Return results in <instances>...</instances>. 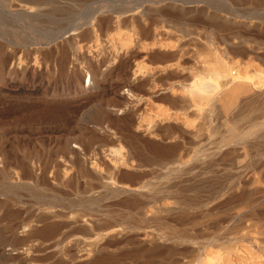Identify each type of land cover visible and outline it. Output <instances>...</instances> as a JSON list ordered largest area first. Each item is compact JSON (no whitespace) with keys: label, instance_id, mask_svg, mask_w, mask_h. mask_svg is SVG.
<instances>
[{"label":"rangeland","instance_id":"374dc122","mask_svg":"<svg viewBox=\"0 0 264 264\" xmlns=\"http://www.w3.org/2000/svg\"><path fill=\"white\" fill-rule=\"evenodd\" d=\"M47 1L48 3L40 5V14L35 19L20 21L4 13L7 7L0 2L1 31L9 35L20 34L27 42L31 34L38 36L34 44L19 45V55H26L28 48L36 46L37 49L31 52L30 59L32 63L37 59L36 64L40 66L41 72L34 78L35 86L15 84L10 88L0 87L3 93L0 94V145H4L8 155L9 159L6 160L11 161L10 157L14 156V152L19 159L24 153H31L29 164L33 165L34 171L32 175H25L20 167L13 164H6L4 167L0 165L7 176L12 177L0 178V233L4 239L6 254L0 256V264H57L60 260L58 264L73 263L60 253V248L66 246V243L69 244L80 233H71L70 228L62 222L48 220V225L40 223L33 233L27 235L25 241H20L24 239L23 235L20 236L14 231L22 222L42 216V211L47 206L45 202L50 200L58 204L56 209L67 215L82 210L88 216H96L99 218V225L104 229L101 232L119 228L120 235H106L105 240L103 239V242L107 239L108 248L102 254H109L110 259L108 256L103 260L99 257L101 262H94L95 257L91 255V264H196L197 254L204 250L220 255L222 264H228L229 261V264H264V200L261 197L264 194V127H255L252 134L241 140L227 144L222 142L228 135L222 123L233 125L239 130H247L253 124L264 121V98L259 96L261 102L257 101L256 108L234 123L232 116L239 113L238 110L243 106L241 103L230 114L223 115L217 109H209V105L205 103L203 107H206V111L195 112L196 108L189 106L183 99L187 97L184 85L198 75H206V67L213 65L211 54L214 51L225 60H249V64L257 69L255 71L264 75V0ZM116 10L128 11L117 13ZM215 13L222 17L217 24L206 17ZM109 17L112 18L111 23H108ZM98 18L99 52L96 53L94 49L93 52H84L87 55L91 52V58L99 62V72L106 74L104 78L99 75V98L91 102H75L70 97L66 99L69 103L64 102L67 106L65 108L63 104L59 106L55 102L49 109H45L39 101L44 91H60L64 86L72 89L71 80L64 81L57 73L54 80H47L46 70H57L63 61L67 66L72 65L70 60L79 64L78 66L86 64L80 59L82 52L79 51V46L73 55L61 43L73 32L72 29L77 23L83 26L76 31L84 28L92 30L93 27L97 29ZM243 37L250 39L248 45L255 47L256 55L251 52L238 53L231 49V45H237ZM56 44L61 46L57 48ZM239 69L240 67L234 68L236 73H232V76L237 75ZM87 79L85 75L83 82L86 83ZM230 80L222 79L219 84L223 89L229 88ZM249 81L254 83L256 77ZM171 85H174L172 91ZM128 89L134 94L130 96ZM96 108L106 109L104 111L109 115L99 119V133H92L93 123L89 120ZM123 109L134 112V117L131 119L124 116ZM173 113H177L175 118L169 116ZM167 116L166 120H162ZM168 120L170 121L167 122ZM77 123L84 126L83 131L78 128ZM148 123H152L153 129L152 126L151 129L147 128L150 124H145ZM155 124L157 125L154 127ZM83 133L85 136H82ZM64 141L69 147L75 148L76 145L75 149H79L76 152H79L80 157L83 156L80 162L72 153L64 156L59 151L58 147L61 148ZM116 147L122 148L125 153H121L125 156L131 151L140 154V162L134 158L133 167H117L119 162L116 165V160L115 163L111 161L114 155V159H117V155L113 153ZM109 151L111 155L113 153V157H110ZM71 156L76 161L69 164L67 180L61 184L57 163ZM93 156L100 158L99 168L92 165L95 163ZM155 157L165 159L159 161ZM174 159L184 164L183 169L177 177L170 174L166 178L163 173L169 170ZM82 160L85 161V166L81 165ZM118 168H122L121 171ZM122 170L128 171L123 173ZM122 174H126V177ZM16 175L18 180L14 178ZM245 177H248V182ZM242 181L246 183L243 184ZM119 182L132 186L144 184L142 190L149 197L123 194L112 196L110 190L117 187ZM252 191L262 195L258 197ZM250 192L261 201H248L246 194ZM165 194L169 197L158 202V198ZM93 198H96L95 202L87 207L86 202ZM74 200L77 204L72 205ZM158 205L171 210L157 212ZM49 227L53 230L49 231ZM29 245H37L38 249L37 246L29 248ZM228 245L231 249L227 248Z\"/></svg>","mask_w":264,"mask_h":264},{"label":"bare ground","instance_id":"6f19581e","mask_svg":"<svg viewBox=\"0 0 264 264\" xmlns=\"http://www.w3.org/2000/svg\"><path fill=\"white\" fill-rule=\"evenodd\" d=\"M6 0H0L1 3H4V7L6 6L7 8L4 9V13H6L8 16L16 18L17 20L20 21V19H28V20H32L35 19V17L39 16L40 14V5H42L43 3H48L47 0H17L18 2L16 3L15 1H11V0H7L8 2H5ZM11 1V2H10ZM262 1V0H260ZM153 2V1H152ZM264 2V1H262ZM155 4V3H154ZM163 4V3H162ZM166 6V5H165ZM163 9V8H162ZM128 10H116L115 12L117 13H125ZM151 12V11H150ZM158 14V13H155ZM154 14V15H155ZM109 15V14H108ZM118 16V15H117ZM206 17L208 18L209 21H213L219 23V20H222L221 15H219L218 13H215L213 15H206ZM127 18V17H126ZM125 18V20H126ZM111 19L109 17L108 23H111ZM157 19V18H156ZM77 20L74 19V21ZM128 20V18H127ZM225 20V19H224ZM227 20V19H226ZM225 20V21H226ZM96 25H97V29H95L94 27L92 28V30H89L88 28H84L80 31H76L79 27H82L83 24L80 25V23H77L72 30L73 32L68 34L66 36V40L61 43L63 45L66 46V48L69 50L70 53H72L73 55L76 54L77 51V46H79V51L80 52H88V50L92 51V49H94V51L97 53L99 52V18L96 19ZM123 21V20H122ZM244 22V21H243ZM87 24V23H84ZM221 24V22H220ZM79 25V26H78ZM135 25V24H134ZM1 27V26H0ZM223 27V26H222ZM226 27V26H225ZM237 27V26H236ZM141 28V27H140ZM261 28V27H260ZM122 29V28H121ZM120 29V30H121ZM144 29V28H143ZM159 29V28H158ZM218 29V28H217ZM228 29V28H227ZM16 31V30H15ZM109 31V30H108ZM221 31H223L221 29ZM255 31V30H254ZM257 31V30H256ZM263 31V30H262ZM106 32V31H105ZM104 32V33H105ZM116 32V31H115ZM114 32V33H115ZM131 32V31H130ZM143 32V31H142ZM145 32V31H144ZM156 32V31H155ZM188 32V31H187ZM259 32V30H258ZM120 33V32H118ZM128 33V32H126ZM164 33V32H163ZM109 34V33H108ZM112 34V33H111ZM110 34V36H111ZM116 34V33H115ZM129 34V33H128ZM131 34V33H130ZM146 34V33H145ZM157 34V33H156ZM57 35V33H56ZM107 35V34H106ZM117 35V34H116ZM249 35V34H248ZM127 36V35H126ZM125 36V37H126ZM146 36V35H145ZM225 36V35H224ZM30 37V40L24 41L23 37L20 34H15V35H9V33H4L3 31L0 30V87L3 88H10L12 86H15V84H18L20 86H35L34 85V78L37 74H40L41 72H39L40 66L38 64H36V60L34 63H32L33 61L30 59V54L31 52H33L34 50L37 49L36 46H33L32 48H28L26 50V55L24 56H20L19 53H21V51H19V45H21L22 43H26V44H34L37 41V37L34 34H31L30 36H28V38ZM42 37V36H41ZM106 37V36H105ZM152 37V36H151ZM149 38V37H148ZM154 38V37H153ZM224 38V37H223ZM42 39V38H41ZM107 39V38H105ZM145 39V38H144ZM152 39V38H151ZM160 39V38H159ZM143 40V39H142ZM155 40V39H153ZM235 40V39H234ZM250 41L249 38L247 37H243V39L236 45L232 44L231 45V49H233L235 52L238 53H254L255 55L257 54V52L255 51V47H250L248 44V42ZM122 42V41H121ZM120 42V43H121ZM123 42L126 43V41L124 40ZM127 42L129 43V41L127 40ZM145 42V41H144ZM143 42V43H144ZM148 42V41H147ZM161 42V41H160ZM61 44H56V47H60ZM124 44V43H123ZM132 44V43H131ZM158 44V43H157ZM142 45V44H141ZM154 45V44H153ZM160 45V43H159ZM30 46V45H29ZM120 46V45H119ZM124 46V45H123ZM130 46V45H129ZM143 46V45H142ZM146 46V45H145ZM156 46V44H155ZM163 46V45H162ZM23 47V46H22ZM36 47V48H35ZM127 47V46H126ZM131 47V46H130ZM165 47V46H164ZM51 48V47H50ZM125 48V47H124ZM128 48V47H127ZM144 48V47H143ZM61 49V48H60ZM146 49V48H144ZM48 50V49H47ZM62 50V49H61ZM121 50V49H120ZM151 50V49H150ZM160 51V50H159ZM67 52V51H66ZM86 52H84L83 54H81V58L83 59L86 63L85 66H78L79 64L75 63V61H71L72 65H68L64 63H61V66L57 69V70H46V77L47 80L53 78L56 73L58 74L60 79H63L64 81L67 79H70L72 82V89H69L68 87L64 86L62 87V89L60 91L57 90H52L51 93H48L47 91H44L40 97H39V101L41 102V104L43 105V107L45 109H49L51 107V105L55 102L59 103V106H61L63 104V107H67L66 105H64V102L69 99L70 97L75 99V102H79V101H83V100H90V102L96 98H99V88H100V78L99 75L102 76V78L105 77V73H100L99 71V62L98 60L94 61L91 57L92 55L90 54L91 52H89V54L91 56H88L87 54H85ZM93 52V51H92ZM105 52V51H104ZM121 52V51H119ZM126 52V51H125ZM134 52V51H133ZM259 52V50H258ZM261 52V51H260ZM69 53V54H70ZM264 54V52H263ZM116 55V54H115ZM134 55V54H133ZM213 56V65H208L206 67V75H198L196 78H194L193 80H191L189 83H187L186 85H184L185 90L187 91V97L183 98L184 101L186 103L189 104V106H194L196 109L195 112H199V111H206V107L204 106V103L209 105V109H217V111L220 114L223 115H227L230 114V112H232V110L237 107L239 105V103L243 104L242 108L239 111L238 114L233 115L232 119L234 120L233 123L239 119H241L242 117H244L245 115L249 114L250 111H253L256 106L255 104L257 103L258 100H260L259 98L261 97L262 99L264 98V75L262 73L256 72L255 71V66H251L249 64V60L248 62L245 60H225L224 58L221 57V55L217 54L215 51L212 52L211 54ZM243 55V54H242ZM253 55V54H251ZM250 55V56H251ZM105 56V55H104ZM263 56V55H262ZM36 57V56H35ZM52 57V56H51ZM94 57V56H93ZM126 57V56H125ZM246 57V56H245ZM110 58V57H109ZM108 58V59H109ZM244 58V57H243ZM49 59V58H48ZM58 59V58H57ZM76 60H78L77 58H75ZM110 60V59H109ZM53 61V60H52ZM114 61V60H112ZM177 61V60H176ZM49 62V61H48ZM68 62V61H67ZM128 62V61H127ZM131 62V61H130ZM129 62V63H130ZM179 62V61H178ZM255 62V61H254ZM110 63V62H109ZM177 63V62H176ZM174 63V65L176 64ZM59 64V63H58ZM108 64V63H107ZM180 64V63H179ZM174 65H172L174 67ZM254 67L253 69L250 68ZM43 67V66H42ZM120 67V66H119ZM140 67V66H139ZM178 67V66H177ZM240 67L237 75L232 76V73H236L234 71V68ZM141 68V67H140ZM147 68V67H146ZM165 68V67H164ZM172 68V67H170ZM242 68L244 70H242ZM166 69V68H165ZM104 70V69H103ZM138 70V69H137ZM140 70V69H139ZM158 70V69H157ZM170 70V69H168ZM173 70V69H172ZM242 70V71H240ZM257 70V69H256ZM130 72V71H129ZM128 72V73H129ZM137 72V71H136ZM30 73V77H28V74ZM100 73V74H99ZM107 73V72H106ZM159 74V73H158ZM85 75L87 76V80L86 83L83 82V78L85 77ZM143 75V74H142ZM138 76V75H136ZM153 76V75H152ZM162 76V75H161ZM107 77V76H106ZM159 77V76H158ZM157 77V78H158ZM176 77V76H175ZM252 77H256V83L254 82H250L249 79ZM113 78V77H112ZM150 78V77H149ZM162 78V77H161ZM119 79V78H118ZM159 79V78H158ZM222 79H231L230 83H231V87L229 88H225L223 89L220 84L219 81ZM54 80V78H53ZM102 80V79H101ZM135 81V80H134ZM145 81V80H144ZM155 81V80H154ZM102 82V81H101ZM147 82V81H146ZM69 83V81H68ZM139 85V84H138ZM176 86V84H174ZM171 85L170 87V91H172V88H174ZM46 86V85H45ZM105 87V86H104ZM111 87V86H110ZM114 87V86H113ZM139 87V86H138ZM152 88V87H151ZM29 89V88H28ZM140 89V88H139ZM19 90V89H18ZM144 90V89H143ZM150 90V89H149ZM178 90V89H177ZM115 91V90H114ZM256 91H261V93H256ZM5 92V91H4ZM175 92V91H174ZM0 94L3 95V93ZM20 94V93H19ZM27 94V93H26ZM104 94V93H103ZM118 94V93H117ZM126 94V93H125ZM128 94L131 96L132 94V90L128 89ZM174 94V93H173ZM22 95V94H21ZM8 96V95H7ZM23 96V95H22ZM125 96V95H124ZM147 96V95H146ZM260 96V97H259ZM134 97V96H133ZM137 97V96H136ZM71 98V100H72ZM122 98V97H121ZM149 98V97H148ZM155 98V97H154ZM27 99H31V97H27ZM73 99V100H74ZM113 99L115 100V98L113 97ZM117 99V98H116ZM126 99V98H125ZM2 100V99H1ZM70 100V102H71ZM109 102V100H108ZM125 102V100H124ZM128 102V101H127ZM126 102V103H127ZM132 102V100H131ZM261 102V100H260ZM13 103V102H12ZM15 103V102H14ZM36 103V102H35ZM69 103V100L68 102ZM113 103V100H112ZM39 104V103H38ZM37 104V105H38ZM61 104V105H60ZM77 104V103H76ZM94 104V103H93ZM111 104V103H110ZM125 104V103H124ZM262 104V103H261ZM35 105V104H33ZM52 105V106H53ZM70 105V104H69ZM108 105V104H107ZM113 105V104H112ZM135 105V104H134ZM110 106V105H109ZM108 106V107H109ZM260 104L258 105L259 109L260 108ZM19 107V106H18ZM70 107V106H69ZM75 107V106H74ZM98 107V106H97ZM77 108V107H76ZM115 108V107H114ZM134 108V107H133ZM53 109V108H52ZM83 109V108H82ZM97 109V108H96ZM21 110V109H19ZM63 110V109H62ZM66 110V109H64ZM89 111V109H86V111ZM106 110V109H104ZM102 108H98L94 115H92V117L90 118L89 121H91L93 123V128L91 129L92 133L93 132H97L99 133V119L102 118H106L107 115H109V113L107 114L106 111H104ZM124 110V109H123ZM134 110V109H133ZM197 110V111H196ZM9 111V110H8ZM18 111V110H17ZM60 111V110H59ZM208 111V110H207ZM2 113V111H0ZM132 111H126L124 110L125 115L124 116H128L129 118L134 117L133 113H131ZM11 113V112H10ZM21 113V112H20ZM58 113V112H57ZM111 113V112H110ZM66 114V112L64 113V115ZM164 114V111L163 113ZM175 114L177 113H173L169 116H175ZM198 114V113H197ZM9 115V114H8ZM38 115V114H37ZM78 115V114H77ZM135 115V114H134ZM35 116V115H33ZM82 116V115H81ZM119 116V115H118ZM123 116V117H124ZM157 116V115H156ZM166 116V115H165ZM177 116V115H176ZM188 116V115H187ZM37 117V116H36ZM63 117V116H62ZM89 117V116H88ZM116 117V116H115ZM122 117V116H121ZM121 117L119 119H121ZM246 117V116H245ZM70 118V117H69ZM137 118V117H136ZM141 118V117H140ZM157 118V117H156ZM160 118V117H159ZM168 118L165 117L162 120H166ZM175 118V117H174ZM111 119V118H110ZM132 119V118H131ZM129 119V120H131ZM177 119V118H176ZM64 120V119H63ZM62 120V121H63ZM122 120V119H121ZM172 120V119H171ZM186 120V119H185ZM188 120V119H187ZM186 120V121H187ZM65 121V120H64ZM112 121V120H111ZM114 121V120H113ZM112 121V122H113ZM117 121V120H116ZM119 121V120H118ZM140 121V120H139ZM170 120H168L167 122H169ZM226 121V120H225ZM68 122V121H67ZM90 122V123H91ZM110 122V121H109ZM108 122V123H109ZM133 122V121H132ZM156 122V121H154ZM161 122V121H160ZM153 123V122H152ZM152 123H148L145 125H149L147 128H150V126H152ZM6 124V123H5ZM116 124V123H115ZM119 124V123H118ZM154 124V123H153ZM165 124V123H164ZM163 124V125H164ZM77 125L79 126V124L77 123ZM110 125V124H109ZM124 125V124H123ZM138 125V124H137ZM140 125V123H139ZM143 125V124H142ZM141 125V126H142ZM157 124L154 125V127ZM162 125V124H160ZM33 126V125H32ZM87 126V125H86ZM122 126V125H121ZM130 126V125H129ZM222 126L226 128V130L228 131V135L222 139V142L224 144H227L231 141H237V140H241L246 136H249L250 134L253 133L254 128L255 127H264V121L262 122H258L253 124L250 128H248L247 130H239L238 128H236L235 126H227L224 123H222ZM84 126L81 127V124L78 128H83ZM90 127V126H89ZM135 127V126H134ZM139 127V126H138ZM146 127V126H145ZM77 128V129H78ZM88 128V127H87ZM86 128V129H87ZM119 128V127H118ZM131 128V127H130ZM153 129V126L151 127ZM150 128V129H151ZM162 128V127H160ZM89 129V130H90ZM146 129V128H145ZM165 129V128H164ZM84 129H82L83 131ZM110 130V129H109ZM123 130V129H122ZM126 130V128H125ZM138 130V129H137ZM148 130V129H147ZM88 131V130H87ZM86 131V132H87ZM111 131V130H110ZM114 131V130H113ZM132 131V130H131ZM136 131V130H135ZM154 131V130H153ZM156 131V130H155ZM85 132V131H84ZM90 132V131H89ZM78 133V132H77ZM135 134V133H134ZM155 134V133H154ZM1 135V134H0ZM73 135V134H72ZM76 135V134H75ZM122 135V134H121ZM140 135V134H139ZM153 135V134H152ZM151 135V136H152ZM159 135V134H158ZM157 135V136H158ZM81 136V134H80ZM80 136H78V138H80ZM82 136H85L84 133ZM81 136V137H82ZM89 136V135H88ZM156 136V135H155ZM118 137V136H117ZM5 138V137H4ZM3 138V139H4ZM91 138V137H90ZM161 138V137H160ZM73 139V138H71ZM81 139V138H80ZM84 139V138H83ZM150 139V138H149ZM2 140V139H1ZM76 140V139H75ZM79 140V139H78ZM77 140V141H78ZM11 141V140H10ZM9 141V142H10ZM81 141V140H80ZM83 141V140H82ZM66 141H64V144L61 148L58 147L59 151L61 150V152L63 153L64 156H67L68 154L72 153L71 155L75 158H77L80 162V158L83 157L79 155V152H76V150L79 149H75L76 145H74L75 148L73 147H69L68 144L65 143ZM76 142V141H75ZM174 142V141H173ZM149 143V142H148ZM13 144V143H12ZM61 144V143H60ZM10 146H12L10 144ZM14 146V145H13ZM21 146V145H20ZM3 146L0 145V165L1 166H5L6 164H13L15 166H17L18 168L20 167L23 171L22 174H29L32 175L33 174V168L32 166L29 164V158L31 156V153H24L23 157H21L20 159L17 158L16 152H14V156H11L13 158L10 157L11 161H7L8 155L6 154V150L3 148ZM6 147V146H5ZM35 147V146H33ZM121 147V146H120ZM41 148V147H40ZM84 148V146H83ZM113 148V147H111ZM152 148V147H151ZM9 149V148H8ZM14 149V148H13ZM11 148V150H13ZM21 149V148H20ZM24 149V148H23ZM30 149V148H29ZM110 149V148H109ZM122 149V148H121ZM120 148H114L113 153H115L117 155V159H114L113 157V153L111 155L110 152V157H113L111 159V161L116 160V165L119 162V165L117 167H121V165L123 167H125L126 165H129L131 167L134 166V163L132 162L134 160V158L137 160H139L140 162V158L141 155L138 153H135L134 151H131L129 154H127V156H125V154H122L121 152L124 150H121ZM241 149V148H240ZM18 150V149H17ZM121 150V151H120ZM16 151V150H15ZM55 151V150H54ZM153 151V150H152ZM53 152V151H52ZM81 152V150H80ZM99 152V151H98ZM227 152V151H226ZM225 152V153H226ZM19 153V152H18ZM125 153V152H124ZM102 154V153H101ZM12 155V154H11ZM33 155V154H32ZM62 155V156H63ZM97 155V154H95ZM224 155V154H223ZM71 157H66L64 158V160H60L61 162L57 163V168H58V173H59V182L61 184H64L67 180L66 175H68L67 171H68V166H70L69 164H73L74 158ZM99 156V155H98ZM96 156L95 157V161L94 158L92 159V161H94L95 163H93L92 165L95 164V166L97 168H99V160L100 158ZM102 156V155H101ZM225 156V155H224ZM224 156H222L224 158ZM228 156V153H227ZM139 157V158H138ZM233 157V156H232ZM8 158V159H7ZM106 158V157H105ZM108 158V157H107ZM156 158V157H155ZM228 158V157H227ZM264 158V157H263ZM7 159V160H6ZM63 159V158H62ZM103 160V158H101ZM156 159H158L159 161H163L165 158L164 157H157ZM183 159V158H182ZM221 160V158H219ZM232 159V158H231ZM184 160V159H183ZM182 160V161H183ZM229 160V159H228ZM32 161V160H31ZM110 161V159H109ZM102 162V161H101ZM104 162V160H103ZM102 162V164H103ZM107 162V161H106ZM121 162H123L124 164H122ZM186 162V161H183ZM109 163V162H108ZM115 163V162H114ZM113 163V164H114ZM121 163V164H120ZM112 164V165H113ZM48 165V164H47ZM81 165L85 166V161L83 162V160L81 161ZM108 165H111V163H109ZM115 165V164H114ZM184 164L179 161V160H172V165L169 168V170L164 174V176L166 178H169V175H173L174 177H177L180 172L182 171V166ZM263 165V164H262ZM11 166V165H10ZM79 166V164L77 165ZM14 167V166H13ZM91 167V166H90ZM93 167V166H92ZM95 167V168H96ZM105 167V166H104ZM115 166V168H117ZM190 167V166H189ZM16 168V167H15ZM15 168L13 170V172L15 171ZM39 168V167H38ZM37 168V169H38ZM114 168V169H115ZM118 168V169H119ZM130 168V167H128ZM8 169H10V167H8ZM13 169V168H12ZM81 169V167H80ZM117 169V170H118ZM122 169V168H121ZM121 169H119L121 171ZM132 169V168H130ZM257 169V168H256ZM261 169V168H260ZM41 170V169H40ZM47 171V169H45ZM99 170V169H98ZM124 170V169H123ZM122 170V171H123ZM134 170V169H133ZM136 170V169H135ZM12 171V170H11ZM10 171V172H11ZM72 171V170H71ZM83 171V170H82ZM119 171V172H120ZM128 171V170H126ZM125 171V172H126ZM138 171V170H137ZM16 172V171H15ZM14 172V173H15ZM123 171V173H125ZM112 173V172H111ZM134 173V172H131ZM17 174V173H16ZM56 174V173H55ZM119 174V173H118ZM136 174V173H135ZM23 175V176H25ZM44 175V174H43ZM46 175V174H45ZM121 175V172H120ZM119 175V176H120ZM123 175V174H122ZM126 175V174H125ZM123 175V176H125ZM138 175V173H137ZM252 175V174H251ZM254 175V174H253ZM22 176V175H21ZM117 176V175H116ZM255 176V175H254ZM253 176V177H254ZM14 177V176H13ZM27 177V176H26ZM42 177V174H41ZM40 177V178H41ZM45 177V176H44ZM126 177V176H125ZM252 177V176H251ZM0 178L1 179H11V176H7V173L5 172V169H3L2 167L0 168ZM17 179V175L16 177H14ZM25 178V177H24ZM121 178V176H120ZM248 178V177H247ZM247 178L245 177V180L248 182L249 179L247 180ZM255 178V177H254ZM252 178V179H254ZM258 178V177H257ZM44 179V178H43ZM99 179V177H98ZM122 179V178H121ZM251 179V178H250ZM251 179V180H252ZM262 179V177L260 178ZM259 179V180H260ZM18 180V179H17ZM47 180V178H46ZM84 181V180H83ZM120 181V180H119ZM261 181V180H260ZM46 182V181H45ZM85 182V181H84ZM125 182V181H124ZM246 183L245 181H242V183ZM253 182V181H252ZM243 183V184H244ZM136 184V183H134ZM242 185V184H241ZM262 185V184H261ZM243 186V185H242ZM245 186V185H244ZM145 187V185H140V186H132V185H128L126 183H122L119 182L118 186L115 188H112L110 190V194H112V196H118L120 194L126 195V196H136V195H141L144 197H149L148 194H146L144 192V190H142ZM243 189V188H242ZM246 191V190H245ZM249 191V188L247 190V192ZM256 192V190H253ZM252 191V192H253ZM259 192V190H257ZM262 191V190H261ZM169 193V192H166ZM264 192H262L263 194ZM254 195H259L253 192ZM253 194L247 193L246 194V199L248 201L251 202H259L261 200H259V196L262 195L260 194L258 197L254 196ZM264 195V194H263ZM262 200H264V196ZM151 196V195H150ZM236 196V195H235ZM241 196V194H240ZM245 196V195H244ZM38 198H41L40 196H37ZM165 197H169L168 194L162 195L161 198H158V202H161L163 198ZM245 198V197H243ZM1 199V198H0ZM51 199V198H49ZM99 199V198H97ZM96 198L91 199L89 201L86 202V206H90L91 204H93L95 202ZM232 201V200H231ZM234 201V200H233ZM135 202V201H134ZM236 202V201H235ZM47 204V206L43 209L42 211V216H35L32 219H29L27 221L24 222H20L21 224L17 227L14 228L15 233H19V235L21 236V234L23 235L24 239H20V241H25L27 235L29 236L31 233H33L35 231V229H37L38 225L41 223H46V221H59L62 222L63 224H65L67 227L70 228L71 233H80V235H76L74 236L70 243H66V246H62L60 248V253L64 254L68 260L70 262H73L72 264H91V260H90V256H94L95 257V261H99V257H102L105 259L106 256H108L109 254H102L107 248V239L106 241L103 242V239L106 238V235L109 236H115L116 234H121V232L119 231L118 227L112 228L109 231H103L101 232L100 230H102L103 228L100 226V221L99 218H97L96 216H88V214L82 210H77L72 212L70 215H67L65 212L56 209V204L55 202H53L52 200H50L49 202H45ZM229 203V202H228ZM1 204V203H0ZM77 204V201H73L72 205ZM231 204V203H230ZM123 205V204H122ZM133 205V204H132ZM135 205V204H134ZM137 205V204H136ZM164 205V204H163ZM225 205V204H224ZM1 206V205H0ZM45 206V205H44ZM128 206V205H127ZM130 206V205H129ZM8 207V206H7ZM124 207V205H123ZM249 207V206H248ZM13 209V208H12ZM11 209V210H12ZM157 212H163V211H169L171 209L164 207L162 205H158L156 206ZM254 209V208H253ZM16 214V211H14ZM246 213V212H245ZM14 214V215H15ZM69 214V213H68ZM13 215V213H12ZM261 215V214H260ZM186 221V220H185ZM109 222V221H108ZM184 222V221H183ZM40 224V225H41ZM47 224V223H46ZM50 224V223H49ZM100 224V225H99ZM197 224V223H196ZM48 225V224H47ZM103 225V224H102ZM65 226V227H66ZM105 226V225H104ZM12 227V226H11ZM53 227V226H52ZM52 227H49L50 230H53ZM63 227V225H62ZM10 228V227H9ZM20 229V230H19ZM45 229V228H44ZM42 230V228H41ZM58 230V229H57ZM104 230V229H103ZM1 231V230H0ZM19 231V232H18ZM146 233V232H145ZM53 234V233H52ZM70 234V232H69ZM34 235V234H33ZM36 235V234H35ZM48 236V235H47ZM154 236V235H153ZM22 237V238H23ZM137 237V236H136ZM149 237V236H148ZM151 237V236H150ZM253 237V236H252ZM21 238V237H18ZM17 238V239H18ZM41 238V237H40ZM65 238V237H64ZM142 238V237H141ZM110 239V238H109ZM112 239V238H111ZM110 239V240H111ZM144 239V238H143ZM3 237L0 233V256L2 254H5V249L3 247ZM63 240V239H62ZM105 240V239H104ZM108 240V241H110ZM30 241V240H29ZM112 241V240H111ZM126 242V241H125ZM21 243V242H20ZM61 243V242H60ZM59 243V244H60ZM114 243V242H113ZM118 243V242H117ZM116 243V244H117ZM39 244V243H38ZM58 244V245H59ZM68 244V245H67ZM109 244V243H108ZM111 245V244H110ZM109 245V246H110ZM247 245V244H246ZM37 245L35 246H30L29 248H36ZM115 246V244H114ZM116 247V246H115ZM16 248V247H15ZM111 247H109L110 250ZM141 248V247H140ZM169 248V247H167ZM228 249H231V246L228 245L227 247ZM27 249V248H26ZM38 249V246L37 248ZM35 249V250H36ZM134 249V248H133ZM28 250V249H27ZM33 252V249H31ZM30 250V252H31ZM159 250V249H158ZM19 251V250H18ZM154 251V250H153ZM212 251V250H211ZM209 251V252H211ZM229 251V250H228ZM246 251V249H245ZM248 251V250H247ZM138 252V251H137ZM173 252V251H172ZM186 252V251H185ZM216 252V251H215ZM214 252V253H215ZM8 253V252H7ZM11 253V252H9ZM105 253V252H104ZM153 253V252H152ZM171 253V252H170ZM218 253V252H217ZM246 253V252H245ZM249 253V252H248ZM15 254V253H13ZM55 254V253H54ZM167 254V253H166ZM6 255V254H5ZM9 255V254H8ZM27 255V254H26ZM63 255V256H64ZM105 255V257L103 256ZM158 255V254H156ZM162 255V254H161ZM237 255V254H236ZM250 255V254H248ZM18 256V255H17ZM91 256V258H92ZM112 256V255H110ZM114 256V255H113ZM112 256V257H113ZM159 256V255H158ZM5 256H3L4 258ZM13 257V256H12ZM11 257V258H12ZM115 257V256H114ZM165 257V256H164ZM243 257V256H242ZM252 257V256H251ZM27 260V257H25ZM23 258V259H25ZM107 258L110 259V257L108 256ZM117 258V257H116ZM119 258V257H118ZM121 258V257H120ZM128 258V257H127ZM147 258V257H146ZM224 258V257H223ZM244 258V257H243ZM259 258V257H258ZM5 259V258H4ZM178 259V258H177ZM247 259V258H246ZM65 260V259H64ZM92 260V261H93ZM130 260V259H129ZM133 260V259H132ZM143 260V259H142ZM147 260V259H146ZM150 260V259H149ZM229 260V259H228ZM248 260V259H247ZM24 261V260H23ZM135 261V260H134ZM179 261V260H177ZM61 262V260L59 261ZM57 262V264L59 263ZM101 262V260L99 261ZM140 262V261H138ZM146 262V261H145ZM161 262V261H160ZM176 262V260L174 261ZM225 262V261H224ZM230 262V261H229ZM228 262V264H229ZM249 262V261H247ZM2 263V261H1ZM63 263V262H62ZM66 263V262H64ZM63 263V264H64ZM136 263V262H135ZM223 262L221 261V256L217 255V254H213V253H208L204 251H201L197 254V259H196V264H222ZM232 263V262H231ZM254 263V262H253ZM93 264V262H92ZM98 264V263H97ZM227 264V263H226ZM247 264V263H245ZM252 264V263H251ZM256 264V263H255Z\"/></svg>","mask_w":264,"mask_h":264}]
</instances>
